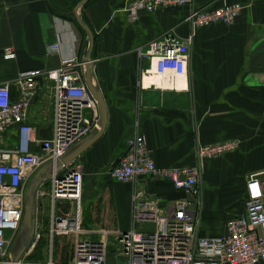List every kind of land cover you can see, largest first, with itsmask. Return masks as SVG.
Segmentation results:
<instances>
[{"label": "crops", "instance_id": "0c3cea01", "mask_svg": "<svg viewBox=\"0 0 264 264\" xmlns=\"http://www.w3.org/2000/svg\"><path fill=\"white\" fill-rule=\"evenodd\" d=\"M80 1L0 0V85H8L13 102L21 99V74L54 69L65 57H85L87 36L72 15ZM139 1L91 0L80 9L94 33L95 79L108 110L104 132L75 162L84 179V208H91L102 193L107 206L103 223L116 229L110 231H125L132 226L134 194L163 210L187 198L159 177L145 176L135 183L110 179L136 125L158 168L195 164L199 145L238 141L236 151L208 161L205 168L199 235L221 236L227 222L244 213L249 176L264 182V0H194L193 5L153 13L136 7ZM234 3L243 10L233 25L196 30L186 82L174 83L183 89H156L151 85L164 87L163 82L144 81L154 65L141 56L150 42L169 32L187 37L191 27L186 19L194 7ZM56 42L60 51L49 54L48 45ZM9 50L14 59L5 57ZM31 79L34 96L27 123L42 141L52 136L53 82L41 73ZM17 139V130L11 131L0 137V148L15 146ZM32 149L40 150L37 145ZM44 192L43 212L46 208L50 215L48 188Z\"/></svg>", "mask_w": 264, "mask_h": 264}, {"label": "built area", "instance_id": "2783aa9c", "mask_svg": "<svg viewBox=\"0 0 264 264\" xmlns=\"http://www.w3.org/2000/svg\"><path fill=\"white\" fill-rule=\"evenodd\" d=\"M194 0H140L136 7L149 13L160 8L185 7ZM240 3L221 7L192 8L187 16L191 33L179 37L169 32L149 43L145 56L154 63L144 74L185 77L188 72L191 48L196 30L218 23L233 25L241 15ZM60 51V43L48 45L47 52ZM14 59L10 50L5 56ZM85 64L76 56L65 57L61 64L45 71L20 75L21 99L11 100L8 85H0V137L17 130L18 139L11 148H0V264H11V247L21 229L25 212L26 186L44 165L55 162L72 147L99 129L100 114L97 102L88 92L84 78ZM45 74L53 82L54 117L52 136L38 141L27 123L34 96L32 77ZM156 89H164L151 85ZM39 146V151L32 149ZM239 147L238 141L199 145L196 163L185 167L158 168L147 139L136 125L129 141V152L110 171V179L121 183H135L141 177L152 176L167 180L187 198L175 202L168 209H160L155 202L143 201L133 195L132 226L125 231L90 230L83 237L81 169L72 166L66 172H54L38 194L36 233L33 242L14 264H64L54 256L56 237L75 235L74 256L66 264H264V182L258 175L249 176L245 210L226 224V233L217 237L199 235L203 207V172L209 160H215ZM49 184V187H47ZM48 188L50 202L49 236L51 253L47 261H32L27 257L42 238L39 228L43 217L44 190ZM68 203L64 213L58 203ZM61 211V216L57 211ZM43 223V220H42ZM114 236L117 250L111 251L109 237Z\"/></svg>", "mask_w": 264, "mask_h": 264}, {"label": "water", "instance_id": "95a60500", "mask_svg": "<svg viewBox=\"0 0 264 264\" xmlns=\"http://www.w3.org/2000/svg\"><path fill=\"white\" fill-rule=\"evenodd\" d=\"M91 0H82L77 6L73 9L72 15L76 19L80 28L86 33L88 38V48L85 57L82 59V62L85 64L84 78L85 83L88 89V92L92 98L97 102L100 121L99 129L94 130L90 135L85 137L82 141L72 147L67 151L63 156L58 158L55 162H50L44 165L37 173L33 175L26 186L25 194V212L21 225V229L11 247L9 261L11 264L19 261L23 255L26 253L31 243L34 240L36 233V224H37V213H38V194L40 189L45 183H47L51 178L54 172H66L69 168L75 165L76 159L81 155V153L93 145L100 135L104 132L107 118L108 110L107 105L102 94L100 85L96 82L95 79V65L92 58L95 37L92 29L85 22V20L80 15V9L84 7ZM126 152L125 156L127 155ZM124 156V157H125ZM59 209L64 213H67L70 204L68 203H58ZM61 211H57V215L61 216Z\"/></svg>", "mask_w": 264, "mask_h": 264}, {"label": "rangeland", "instance_id": "374dc122", "mask_svg": "<svg viewBox=\"0 0 264 264\" xmlns=\"http://www.w3.org/2000/svg\"><path fill=\"white\" fill-rule=\"evenodd\" d=\"M156 79H158V78H156ZM158 80L161 83L163 82L165 89L179 90V89L184 88V87L179 88L180 85L174 86V83L176 81L173 83H169L164 79H163L164 81L160 80V79H158ZM171 80H173V79H171ZM180 80L186 82L185 78L180 79ZM217 159H219V158H217ZM205 168H206V165L204 167V172H203V185H204V187H205V184H204ZM45 202H47V201L45 200ZM81 206L83 208L82 209V224H81V228H82V230H84L83 231L84 232L83 237L87 236L88 235L87 233L90 230H92L93 228L99 230L100 232L116 230L112 224H110V227H108L105 225V223H103V217H101V216L106 211L105 208L107 206L103 202L102 193H101L100 198L97 199L93 203L91 208H84L83 201H81ZM44 212L47 213V215L49 216V213L46 210V208L44 209ZM44 212H43V214H44ZM47 219L49 221V217H47ZM42 220H43V223H42ZM39 228L42 230L41 241L38 244V246L36 247V249L32 252V254H30V256L27 257V259L32 260V261H47L50 257V253H51V243H50V236H49V223H48V225H45L44 217H41V219H40ZM199 228H200V226H199ZM109 243L111 246L110 247L111 251L117 250V245L114 242V236L109 237ZM74 247H75V235L72 234V235H67V236L56 237L54 239V242H53L54 256L56 257V259L59 260V262L66 264V263L70 262L74 256Z\"/></svg>", "mask_w": 264, "mask_h": 264}, {"label": "bare ground", "instance_id": "6f19581e", "mask_svg": "<svg viewBox=\"0 0 264 264\" xmlns=\"http://www.w3.org/2000/svg\"><path fill=\"white\" fill-rule=\"evenodd\" d=\"M147 78H149V79H152V78H158V79H160V80H166L167 82H169V83H173V82H175V81H178V80H180V79H183L184 77H179V78H175V77H173V76H171V75H168V76H164V77H162V76H157L156 74H153V75H151V76H146L145 78H144V81L147 79ZM171 79H173V80H171ZM175 79V80H174ZM163 80V81H164ZM162 88H164L163 86H161ZM165 89V88H164Z\"/></svg>", "mask_w": 264, "mask_h": 264}, {"label": "trees", "instance_id": "16d2710c", "mask_svg": "<svg viewBox=\"0 0 264 264\" xmlns=\"http://www.w3.org/2000/svg\"><path fill=\"white\" fill-rule=\"evenodd\" d=\"M72 17H73V16H72ZM73 20L75 21V18H74V17H73ZM75 22H76V21H75ZM80 30L82 31V33H83L84 36L86 37V36H87L86 33H85L81 28H80ZM85 47H88V41H87V38H86V41H85ZM43 217H44L45 225H48L49 221H48L47 217H49V216L47 215V213L44 212Z\"/></svg>", "mask_w": 264, "mask_h": 264}, {"label": "flooded vegetation", "instance_id": "af4514ba", "mask_svg": "<svg viewBox=\"0 0 264 264\" xmlns=\"http://www.w3.org/2000/svg\"><path fill=\"white\" fill-rule=\"evenodd\" d=\"M11 251V250H10Z\"/></svg>", "mask_w": 264, "mask_h": 264}]
</instances>
